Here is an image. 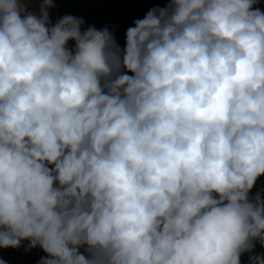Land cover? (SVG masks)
Instances as JSON below:
<instances>
[{"label":"clouds","instance_id":"obj_1","mask_svg":"<svg viewBox=\"0 0 264 264\" xmlns=\"http://www.w3.org/2000/svg\"><path fill=\"white\" fill-rule=\"evenodd\" d=\"M259 2L169 0L121 50L82 18L48 26L53 0L39 15L0 0V248L240 264L264 247V199L249 197L264 175Z\"/></svg>","mask_w":264,"mask_h":264},{"label":"trees","instance_id":"obj_2","mask_svg":"<svg viewBox=\"0 0 264 264\" xmlns=\"http://www.w3.org/2000/svg\"><path fill=\"white\" fill-rule=\"evenodd\" d=\"M102 6H91L87 9L79 4L69 0H57L52 8H49V25L55 23L65 15H72L82 18L85 26H92L98 30L107 28L112 34L115 42L122 50L126 43V31L129 27H134V21L143 19L147 12L154 7H166L169 0H103ZM264 10V0H260L256 5ZM40 7L34 8V13L39 15ZM111 12L109 13V11ZM126 71V70H125ZM132 75V73H127ZM50 168L52 165H48ZM260 194L264 199V175L260 176L254 187L249 193V197L254 199ZM29 241H22V246L18 249L0 248V259L6 264H38L41 257L46 253L39 247L26 251ZM252 253L244 252L240 256V264H250L249 256L251 254H261L264 247L256 241ZM83 252V248H81Z\"/></svg>","mask_w":264,"mask_h":264},{"label":"rangeland","instance_id":"obj_3","mask_svg":"<svg viewBox=\"0 0 264 264\" xmlns=\"http://www.w3.org/2000/svg\"><path fill=\"white\" fill-rule=\"evenodd\" d=\"M57 0H53V3L56 2ZM69 1H73L77 4H79L81 7L87 9L91 6H102L104 5L105 3L103 2V0H69ZM42 3V0H26V4H27V8H28V11H31L34 13V8L41 5ZM111 12V10L109 11V13ZM48 13L49 12V9H48ZM35 14V13H34ZM89 26H85V25H82L81 26V31H84L88 28ZM98 30V29H97ZM70 49H73L75 47V41L73 40H70L68 42V45H67ZM261 254H264V248L261 252Z\"/></svg>","mask_w":264,"mask_h":264},{"label":"built area","instance_id":"obj_4","mask_svg":"<svg viewBox=\"0 0 264 264\" xmlns=\"http://www.w3.org/2000/svg\"><path fill=\"white\" fill-rule=\"evenodd\" d=\"M0 260H2V259H0Z\"/></svg>","mask_w":264,"mask_h":264}]
</instances>
